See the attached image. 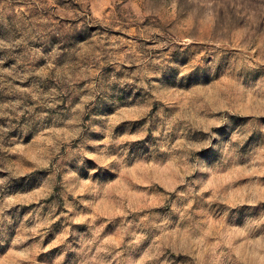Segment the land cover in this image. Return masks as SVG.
<instances>
[{"label": "rangeland", "instance_id": "1", "mask_svg": "<svg viewBox=\"0 0 264 264\" xmlns=\"http://www.w3.org/2000/svg\"><path fill=\"white\" fill-rule=\"evenodd\" d=\"M0 264H264V0H0Z\"/></svg>", "mask_w": 264, "mask_h": 264}]
</instances>
